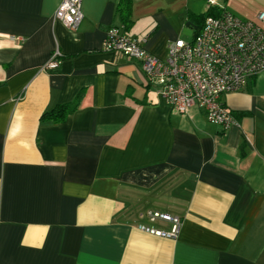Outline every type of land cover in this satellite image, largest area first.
Returning a JSON list of instances; mask_svg holds the SVG:
<instances>
[{
	"label": "crops",
	"instance_id": "obj_1",
	"mask_svg": "<svg viewBox=\"0 0 264 264\" xmlns=\"http://www.w3.org/2000/svg\"><path fill=\"white\" fill-rule=\"evenodd\" d=\"M122 1L82 0L72 29L54 18L61 0H0V264H264V70L221 97L237 124L181 114L102 41L119 26L163 58L209 6ZM70 101L65 121L42 118ZM153 210L180 218L176 237L139 228L170 230Z\"/></svg>",
	"mask_w": 264,
	"mask_h": 264
},
{
	"label": "built area",
	"instance_id": "obj_2",
	"mask_svg": "<svg viewBox=\"0 0 264 264\" xmlns=\"http://www.w3.org/2000/svg\"><path fill=\"white\" fill-rule=\"evenodd\" d=\"M206 2L218 4L217 0ZM81 7L82 0H61L54 18L76 29L83 18ZM144 41L113 25L106 30L102 48L138 60L157 93L175 111L184 114L196 106L211 123L224 128L238 123L221 97L240 90L251 77L264 70V11H259L254 19H247L223 8L219 15L204 19L192 40L178 38L170 42L163 58L147 51ZM60 55L56 49L43 68H57ZM148 216L151 221L159 218L170 222V230L145 225H140V229L157 236H177L181 225L178 216L157 210L149 211Z\"/></svg>",
	"mask_w": 264,
	"mask_h": 264
},
{
	"label": "trees",
	"instance_id": "obj_3",
	"mask_svg": "<svg viewBox=\"0 0 264 264\" xmlns=\"http://www.w3.org/2000/svg\"><path fill=\"white\" fill-rule=\"evenodd\" d=\"M122 1V0H121ZM126 0H123L124 2ZM121 4V3H120ZM223 8H220L219 5H209V8L206 12L200 13L197 15V17L201 20V23L196 31V33L199 31L201 28L204 19L209 16H217L220 14ZM76 108V102L75 101H70V102H65L61 104H57L54 107L50 108L49 110L45 111L42 115V118H48L51 119L55 123H60L66 120L67 116L72 113Z\"/></svg>",
	"mask_w": 264,
	"mask_h": 264
},
{
	"label": "rangeland",
	"instance_id": "obj_4",
	"mask_svg": "<svg viewBox=\"0 0 264 264\" xmlns=\"http://www.w3.org/2000/svg\"><path fill=\"white\" fill-rule=\"evenodd\" d=\"M202 3L209 6V3L206 2V0H201ZM201 23V20L197 17L194 19L193 25H186L185 26V32L181 35V38L185 41H190L194 38V35L196 34L195 31H197L198 27Z\"/></svg>",
	"mask_w": 264,
	"mask_h": 264
}]
</instances>
